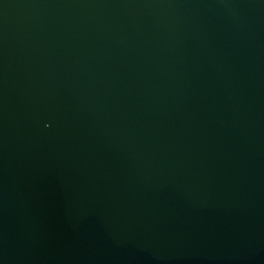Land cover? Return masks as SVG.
I'll return each instance as SVG.
<instances>
[{"label":"water","instance_id":"water-1","mask_svg":"<svg viewBox=\"0 0 264 264\" xmlns=\"http://www.w3.org/2000/svg\"><path fill=\"white\" fill-rule=\"evenodd\" d=\"M0 264H264V0H0Z\"/></svg>","mask_w":264,"mask_h":264}]
</instances>
